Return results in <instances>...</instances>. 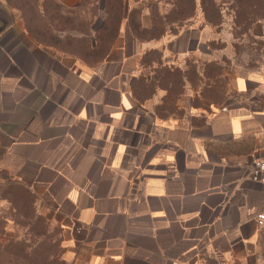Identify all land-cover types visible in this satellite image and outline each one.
<instances>
[{
  "label": "crops",
  "instance_id": "crops-1",
  "mask_svg": "<svg viewBox=\"0 0 264 264\" xmlns=\"http://www.w3.org/2000/svg\"><path fill=\"white\" fill-rule=\"evenodd\" d=\"M123 1L119 34L105 39L107 0H0L14 17L0 33V168L38 196L67 260L249 264L264 210L251 178L264 155V53L234 67L224 102L208 105L205 64L222 65L210 43L225 40L201 0L187 29L148 38L132 11L149 28L175 0ZM149 50L183 72L193 57L204 80H185L175 111L162 110L163 88L133 94Z\"/></svg>",
  "mask_w": 264,
  "mask_h": 264
},
{
  "label": "rangeland",
  "instance_id": "rangeland-1",
  "mask_svg": "<svg viewBox=\"0 0 264 264\" xmlns=\"http://www.w3.org/2000/svg\"><path fill=\"white\" fill-rule=\"evenodd\" d=\"M236 1L233 10L230 6L235 0L216 2L222 6L224 16L213 30L222 35L225 43L217 44L214 50L222 57L218 90L208 87L204 94L201 92L208 105L224 102L234 67L250 65L264 53V39L254 37V34L262 35L264 30V0ZM190 60L187 65L194 66L195 60ZM207 82L209 85L211 81ZM17 183L8 171L0 168V243L4 246L14 244L17 255L24 251L30 259L44 264H80L65 258L60 230L39 207L38 196ZM249 264H264V228L258 253Z\"/></svg>",
  "mask_w": 264,
  "mask_h": 264
},
{
  "label": "trees",
  "instance_id": "trees-1",
  "mask_svg": "<svg viewBox=\"0 0 264 264\" xmlns=\"http://www.w3.org/2000/svg\"><path fill=\"white\" fill-rule=\"evenodd\" d=\"M216 2L217 0L200 1L201 11L204 14L206 22L214 27H218L221 24L224 16L222 6L216 4ZM123 3V0H107V4L114 7V9L110 11L111 16L108 20V28L104 32L100 31L105 35V39H114L118 36L119 25L123 18ZM235 3H237L236 0L234 5L230 6L231 10L235 7ZM173 4L174 8L167 15L161 16L157 12L155 15L153 14L152 25L149 28L142 26V21L138 16L140 12L137 10L132 11L129 19L134 33L139 37L148 38L158 37L163 34L167 29V25H169L168 29L176 35L179 34L182 29H187L188 26H185L186 21L197 13V1L175 0ZM236 12H238V10ZM111 44V42L100 43V50L98 52L103 55L106 54ZM210 45L212 48L216 46L214 42L210 43ZM97 50L98 49L96 48L95 52H97ZM142 63L144 67L148 69V72L147 74H141L140 76L133 78V94L139 100H146L153 97L157 88L165 89L167 94L163 99L162 110L166 112L167 110L171 112L177 109L176 103L184 92L185 80L190 81L194 86L198 84L199 79L201 84L204 81L196 72V65H190V68L185 72L179 68L173 69L163 65L161 53L158 50L147 51ZM221 68L222 67L218 65V62L215 61L207 62L205 64L204 75L206 76V80H210L211 82L209 84L210 86L207 85V82L204 90H202L203 94L208 90V87L218 90V76H220L219 72L221 71ZM17 184L23 186L19 182ZM23 187L26 188L25 186ZM31 193L33 192L31 191ZM13 246L15 245L11 244L4 246L0 243V264H44L42 261L30 259L29 254H25L24 251L23 253L21 251V253L17 255L16 247ZM22 249L25 250L24 246Z\"/></svg>",
  "mask_w": 264,
  "mask_h": 264
},
{
  "label": "built area",
  "instance_id": "built-area-1",
  "mask_svg": "<svg viewBox=\"0 0 264 264\" xmlns=\"http://www.w3.org/2000/svg\"><path fill=\"white\" fill-rule=\"evenodd\" d=\"M251 178L253 181L263 185L264 187V155L257 159L251 169ZM256 221L260 229L264 228V210L256 216Z\"/></svg>",
  "mask_w": 264,
  "mask_h": 264
},
{
  "label": "water",
  "instance_id": "water-1",
  "mask_svg": "<svg viewBox=\"0 0 264 264\" xmlns=\"http://www.w3.org/2000/svg\"><path fill=\"white\" fill-rule=\"evenodd\" d=\"M13 21V15L2 3H0V33L9 27Z\"/></svg>",
  "mask_w": 264,
  "mask_h": 264
}]
</instances>
